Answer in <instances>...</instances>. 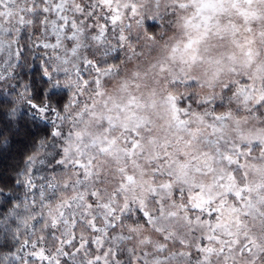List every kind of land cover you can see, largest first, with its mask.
<instances>
[{
  "label": "snow or ice",
  "instance_id": "snow-or-ice-1",
  "mask_svg": "<svg viewBox=\"0 0 264 264\" xmlns=\"http://www.w3.org/2000/svg\"><path fill=\"white\" fill-rule=\"evenodd\" d=\"M143 8L0 0V264H264V0Z\"/></svg>",
  "mask_w": 264,
  "mask_h": 264
},
{
  "label": "clouds",
  "instance_id": "clouds-1",
  "mask_svg": "<svg viewBox=\"0 0 264 264\" xmlns=\"http://www.w3.org/2000/svg\"><path fill=\"white\" fill-rule=\"evenodd\" d=\"M127 2V0H121V7H123V3ZM137 3H140L144 6L143 11L145 13H148L149 9H152L155 0H136ZM164 0H161V3H163ZM161 11H163V8H161ZM148 23H154L151 19L148 20ZM157 35H159V31L157 29ZM198 75L201 80H206V77L204 75V69H199ZM181 90L183 91V86L181 87ZM211 87L206 83L204 88H199L195 86L194 84L189 86V95L191 96V100L188 101L189 103H192L194 107H198V99L202 97L205 94H211ZM217 91L219 89L217 88ZM41 138L42 134H41ZM20 139L18 138H12L10 139L8 144H0V157L5 158L8 163L4 165L3 168H0V172L3 173L5 178H11L14 180L15 173L13 171L14 168L20 166L21 160L23 159L21 152L18 151L19 145H20ZM4 189H0V191H3ZM3 239L0 238V243H3Z\"/></svg>",
  "mask_w": 264,
  "mask_h": 264
},
{
  "label": "trees",
  "instance_id": "trees-1",
  "mask_svg": "<svg viewBox=\"0 0 264 264\" xmlns=\"http://www.w3.org/2000/svg\"><path fill=\"white\" fill-rule=\"evenodd\" d=\"M22 148H23V140L20 141V145H19L18 151H21ZM7 163H8V161L5 158L0 157V168H3L4 165L7 164ZM0 175H3V173L0 172Z\"/></svg>",
  "mask_w": 264,
  "mask_h": 264
}]
</instances>
